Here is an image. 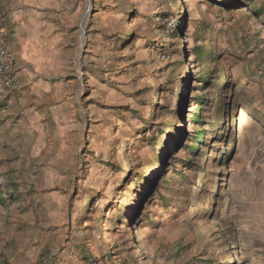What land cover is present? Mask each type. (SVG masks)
<instances>
[{
	"label": "rangeland",
	"instance_id": "rangeland-1",
	"mask_svg": "<svg viewBox=\"0 0 264 264\" xmlns=\"http://www.w3.org/2000/svg\"><path fill=\"white\" fill-rule=\"evenodd\" d=\"M23 1L64 11L70 93L31 86L44 137L0 106V264H264V0H0L3 27Z\"/></svg>",
	"mask_w": 264,
	"mask_h": 264
},
{
	"label": "crops",
	"instance_id": "crops-1",
	"mask_svg": "<svg viewBox=\"0 0 264 264\" xmlns=\"http://www.w3.org/2000/svg\"><path fill=\"white\" fill-rule=\"evenodd\" d=\"M22 5L25 6L3 16L4 35L21 88L15 93L6 91L0 95V106L4 108L2 136L29 137L25 132L36 129L40 137H44L47 120L44 113L37 112L44 105L33 99L36 89L31 86L36 84L43 88L52 102L61 100L63 96L67 99L68 88L56 87L55 84L62 80L61 62L65 65L69 57L68 24L63 22L65 16L64 11L58 8L60 4L55 9L50 8L52 4L40 8L23 1ZM37 77H40L38 81ZM43 78L48 82L54 80V84L44 82ZM41 88L36 92H41ZM64 102L60 109L54 107L57 121L62 118L59 112H64L67 119L69 101Z\"/></svg>",
	"mask_w": 264,
	"mask_h": 264
},
{
	"label": "built area",
	"instance_id": "built-area-1",
	"mask_svg": "<svg viewBox=\"0 0 264 264\" xmlns=\"http://www.w3.org/2000/svg\"><path fill=\"white\" fill-rule=\"evenodd\" d=\"M21 88L12 56L5 41L4 27L0 20V91L16 92Z\"/></svg>",
	"mask_w": 264,
	"mask_h": 264
},
{
	"label": "trees",
	"instance_id": "trees-1",
	"mask_svg": "<svg viewBox=\"0 0 264 264\" xmlns=\"http://www.w3.org/2000/svg\"><path fill=\"white\" fill-rule=\"evenodd\" d=\"M124 42H126V40H124ZM199 51V52H198ZM197 52H193V54H191V55H196L197 56V58H200V59H205V58H207V57H209L210 56V54L208 53V52H205V51H202V50H198ZM206 82V81H205ZM204 81L203 82H201V83H205ZM199 99V101L197 102V105H200L202 102V98H198ZM202 118H203V116L201 115V114H197L196 116H195V118H193V122H196L198 125H202L203 124V121H202ZM163 131V129H159L158 130V132H162ZM223 135H221V137H222ZM154 137H155V135H153L152 137H151V141H153L154 140ZM205 137V130L204 129H202L201 130V132L199 131V132H195V139H194V142H193V145L192 146H190L189 148H188V151L192 154V155H196V154H198V152L201 150V148H200V145H202V144H204V142H203V138ZM218 138H220L219 136H217V139ZM190 162V161H189ZM187 163V166H188V164H189V166H190V163ZM186 167V166H185ZM216 190H217V192H216V194H218L219 192H220V189H219V187H217L216 188Z\"/></svg>",
	"mask_w": 264,
	"mask_h": 264
}]
</instances>
